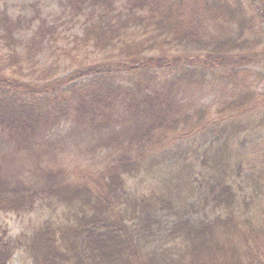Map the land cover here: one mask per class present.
I'll use <instances>...</instances> for the list:
<instances>
[{
    "label": "trees",
    "instance_id": "obj_1",
    "mask_svg": "<svg viewBox=\"0 0 264 264\" xmlns=\"http://www.w3.org/2000/svg\"><path fill=\"white\" fill-rule=\"evenodd\" d=\"M57 2L81 33L58 36L38 1L0 5V158L33 159L56 128L88 121L108 133L106 164L82 180L37 154V187L0 165V213H30L38 199L61 209L15 238L0 224V264L18 248L32 264H264V172L244 166L250 117L264 109L249 79L264 77V0ZM65 42L105 58L66 75L41 66ZM217 85L235 90L230 101H197ZM166 173L173 188L197 184L215 216L185 217L172 189L148 192Z\"/></svg>",
    "mask_w": 264,
    "mask_h": 264
},
{
    "label": "rangeland",
    "instance_id": "obj_2",
    "mask_svg": "<svg viewBox=\"0 0 264 264\" xmlns=\"http://www.w3.org/2000/svg\"><path fill=\"white\" fill-rule=\"evenodd\" d=\"M21 1L36 3L38 1L37 9L41 10L51 23L58 26L60 31L58 36L62 37L67 34L71 38L73 34L81 33L83 22H75L76 18L69 14L64 15L63 8L58 5V0H0V5L7 3L11 9L16 7L21 10L22 6L19 4ZM30 34V32L24 33L23 37L28 38ZM61 46L63 47L61 50L54 53L50 51L43 55L41 66L50 67L55 64L60 66L59 71L66 75L84 68L88 63L100 62L105 58L104 53L92 51V49H80L73 42L61 43ZM255 70L264 73L263 68H256ZM249 79L258 85L259 91L264 90V77L263 79H258L255 76H249ZM234 93V89L230 90L229 87L225 88L222 85L206 86L196 98L199 102L210 101L218 106V104H223L228 99L230 101ZM115 118L120 120L115 125L121 126V119L118 116ZM250 121L252 132L247 135L245 141V158L247 161L244 166L246 168L248 165H253L259 171L262 170L264 172V109L253 113ZM255 123L256 129L254 132L253 126ZM78 124L76 121H70V123L64 124L65 126L56 128L52 133L48 134L49 137L44 140L42 145L39 147L33 146L35 153L33 154V159H29L27 151L16 152L12 150L10 155L0 158V165L3 169L2 174L9 177L10 180L23 181L28 185L37 187V184H41L38 174L35 173L38 154L40 159H57L61 161L72 171L73 176L76 178L85 180L90 176H94L106 164V151L101 153V148H98L97 144H100L104 139L103 137L106 138L108 133L97 129V125H91L88 121H85L80 126H77ZM245 173L250 174L251 170H246ZM237 177L240 178L239 176ZM175 179L176 177L172 173H166L159 178L151 176L145 184L148 192H168L169 189H172L171 195L175 194V198H180V202L185 204V217L191 216L196 220H201L206 219V217L211 219L215 216L216 211L210 210L209 204L205 196L197 188V184L193 187L190 183H187L181 187L173 188L171 183ZM147 190L145 186L143 191L146 192ZM160 194L166 195L164 193ZM49 203L46 200L38 199L35 205L36 209L30 213H0V224L8 229L9 234L13 238L22 233H30L34 227L51 214H61V209L54 210L52 207L55 208V204L51 205ZM261 203L263 204H257L255 210L256 216H262V221L264 222V200ZM191 210L193 213H191ZM157 215L167 222L174 218V216L168 214L167 210H162ZM175 217H180V215L177 214ZM153 227L157 228L156 225ZM10 264H32V257L25 248H18Z\"/></svg>",
    "mask_w": 264,
    "mask_h": 264
}]
</instances>
